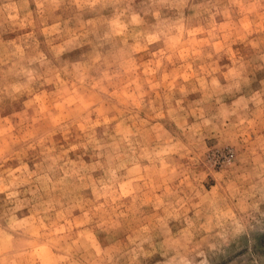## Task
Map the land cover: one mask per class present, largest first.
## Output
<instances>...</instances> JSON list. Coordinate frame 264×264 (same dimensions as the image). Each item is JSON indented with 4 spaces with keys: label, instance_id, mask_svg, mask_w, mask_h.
<instances>
[{
    "label": "clouds",
    "instance_id": "clouds-1",
    "mask_svg": "<svg viewBox=\"0 0 264 264\" xmlns=\"http://www.w3.org/2000/svg\"><path fill=\"white\" fill-rule=\"evenodd\" d=\"M264 0H0V264H264Z\"/></svg>",
    "mask_w": 264,
    "mask_h": 264
},
{
    "label": "rangeland",
    "instance_id": "rangeland-1",
    "mask_svg": "<svg viewBox=\"0 0 264 264\" xmlns=\"http://www.w3.org/2000/svg\"><path fill=\"white\" fill-rule=\"evenodd\" d=\"M260 244H261V248L264 249V238H261Z\"/></svg>",
    "mask_w": 264,
    "mask_h": 264
}]
</instances>
